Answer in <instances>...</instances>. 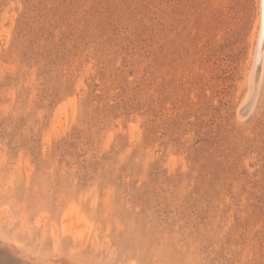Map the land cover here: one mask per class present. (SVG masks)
Wrapping results in <instances>:
<instances>
[{
  "label": "rangeland",
  "instance_id": "374dc122",
  "mask_svg": "<svg viewBox=\"0 0 264 264\" xmlns=\"http://www.w3.org/2000/svg\"><path fill=\"white\" fill-rule=\"evenodd\" d=\"M261 21L262 0H0V234L76 264H264Z\"/></svg>",
  "mask_w": 264,
  "mask_h": 264
},
{
  "label": "bare ground",
  "instance_id": "6f19581e",
  "mask_svg": "<svg viewBox=\"0 0 264 264\" xmlns=\"http://www.w3.org/2000/svg\"><path fill=\"white\" fill-rule=\"evenodd\" d=\"M263 39H264V0H262V21H261V29L259 32V39H258L259 40V42H258L259 47H258L257 53H256V61H255L256 64L259 62V61L257 62V60L260 58H261V62H264ZM256 64H254V68H253L254 70L258 67V66H256ZM252 73H253V70H252L251 74ZM262 74H264V73H262ZM252 75L254 76V74H252ZM252 82L253 81H251V84H253ZM257 83H259V81H257ZM252 87L253 86H251V88ZM69 223L72 224L73 228L75 227L73 225L72 220ZM75 225H76V222H75ZM29 252H31V251L29 250ZM29 252L26 249L18 248V244L15 241H10V240H8L6 235L0 234V264H76L75 261L73 260V258L70 257L71 255L69 257H65L64 254L60 250H58L54 254H45V253L42 254V252H41L40 255L37 257L31 255ZM65 255H68V254L65 253ZM75 258L77 259V257H75Z\"/></svg>",
  "mask_w": 264,
  "mask_h": 264
}]
</instances>
